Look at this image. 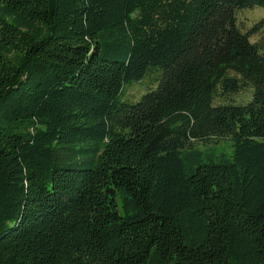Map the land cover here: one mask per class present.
I'll use <instances>...</instances> for the list:
<instances>
[{"label":"trees","instance_id":"obj_1","mask_svg":"<svg viewBox=\"0 0 264 264\" xmlns=\"http://www.w3.org/2000/svg\"><path fill=\"white\" fill-rule=\"evenodd\" d=\"M255 6L0 0V264H264Z\"/></svg>","mask_w":264,"mask_h":264},{"label":"rangeland","instance_id":"obj_2","mask_svg":"<svg viewBox=\"0 0 264 264\" xmlns=\"http://www.w3.org/2000/svg\"><path fill=\"white\" fill-rule=\"evenodd\" d=\"M264 18V9L259 6H255L253 8H247L240 10L238 12V23L240 28L244 32H249L257 23H259ZM251 41L257 42L261 39H264V26L261 27L255 33L252 32L250 36ZM154 75H146L142 80L137 81L133 84L127 85L125 89V98L128 101L135 102L140 100L141 96L150 88H154L157 85V80ZM252 90L246 89L239 93L232 94L228 100H232L234 102H246L251 98ZM223 100L222 97H217L216 102H220ZM197 145L204 149L206 146L202 141H198ZM219 151H226L227 153H231L233 151L232 141L230 139L224 138L221 139L220 143L217 146Z\"/></svg>","mask_w":264,"mask_h":264}]
</instances>
